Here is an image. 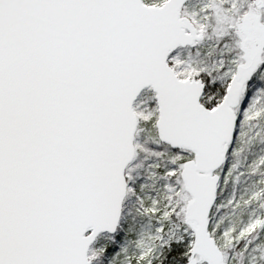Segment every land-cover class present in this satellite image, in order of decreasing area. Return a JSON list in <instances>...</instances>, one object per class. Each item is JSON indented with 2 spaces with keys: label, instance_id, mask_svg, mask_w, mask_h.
Returning <instances> with one entry per match:
<instances>
[{
  "label": "snow or ice",
  "instance_id": "obj_1",
  "mask_svg": "<svg viewBox=\"0 0 264 264\" xmlns=\"http://www.w3.org/2000/svg\"><path fill=\"white\" fill-rule=\"evenodd\" d=\"M0 264H264V0H0Z\"/></svg>",
  "mask_w": 264,
  "mask_h": 264
}]
</instances>
